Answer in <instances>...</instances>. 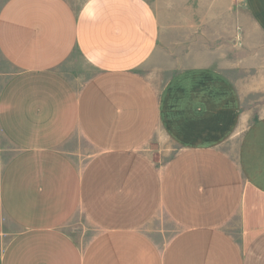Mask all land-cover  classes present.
<instances>
[{
    "label": "crops",
    "instance_id": "0c3cea01",
    "mask_svg": "<svg viewBox=\"0 0 264 264\" xmlns=\"http://www.w3.org/2000/svg\"><path fill=\"white\" fill-rule=\"evenodd\" d=\"M75 53L81 84L62 66ZM247 95L264 100V0H3L0 264H264ZM158 133L163 164L143 151ZM80 216L84 242L66 229Z\"/></svg>",
    "mask_w": 264,
    "mask_h": 264
},
{
    "label": "rangeland",
    "instance_id": "374dc122",
    "mask_svg": "<svg viewBox=\"0 0 264 264\" xmlns=\"http://www.w3.org/2000/svg\"><path fill=\"white\" fill-rule=\"evenodd\" d=\"M0 0V6L1 2ZM74 6H79L82 0H68ZM178 57L176 56L173 60L176 62ZM185 57L181 56L179 61L184 60ZM63 70L67 76L71 77L74 82L78 84L83 83L84 79L92 74V69L85 60L82 59L79 53H75L73 56L67 60L65 64L62 65ZM246 104L249 106L255 107V114H264V100L263 102L255 103L251 102V98L247 95ZM75 139H72L70 143L66 145L67 153L80 165H84L87 158L90 157L92 149L87 143H85L80 137L75 136ZM143 151L153 158L155 161L164 163L167 157L174 151V148L165 137L158 133L154 138H152L147 144L144 145ZM240 215L234 217V219L229 223V229L232 232L239 234L242 229ZM68 232L73 236L77 241L84 242L89 239L93 234L94 229L86 222L85 218L82 216L75 219L69 223L66 228ZM8 234V233H7ZM7 234L4 229L0 230V241L4 242L7 239Z\"/></svg>",
    "mask_w": 264,
    "mask_h": 264
},
{
    "label": "built area",
    "instance_id": "2783aa9c",
    "mask_svg": "<svg viewBox=\"0 0 264 264\" xmlns=\"http://www.w3.org/2000/svg\"><path fill=\"white\" fill-rule=\"evenodd\" d=\"M233 2H238V1H240V0H232Z\"/></svg>",
    "mask_w": 264,
    "mask_h": 264
}]
</instances>
